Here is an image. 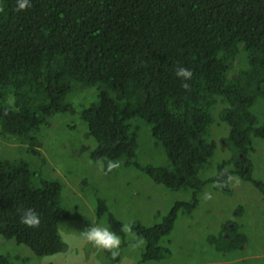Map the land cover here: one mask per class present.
Wrapping results in <instances>:
<instances>
[{
	"label": "trees",
	"instance_id": "trees-1",
	"mask_svg": "<svg viewBox=\"0 0 264 264\" xmlns=\"http://www.w3.org/2000/svg\"><path fill=\"white\" fill-rule=\"evenodd\" d=\"M30 3L17 11L18 0H0V135L25 137L38 155L39 127L54 113L73 112L65 101L73 86H94L96 101L79 112L95 140L92 158L123 159L168 189L191 190L190 200L174 202L159 222L131 227L144 240L140 262L160 260L167 251L159 239L177 211L193 209L204 183L224 191L227 175L250 180L251 137L264 138V115L259 122L249 111L257 98L264 100V0ZM178 65L193 73L187 90L175 74ZM133 119L149 125L166 165L132 160ZM217 121L227 126L221 144L232 154L201 179L197 170L215 149L211 125ZM35 178L20 159L0 158V236L37 256L51 255L65 250L57 225L71 215L58 205L59 183ZM251 183L264 199V182ZM25 208L39 214V228L20 223ZM233 229H222L217 250L241 241L232 243L226 233ZM0 264H9L6 256L0 255Z\"/></svg>",
	"mask_w": 264,
	"mask_h": 264
},
{
	"label": "rangeland",
	"instance_id": "rangeland-1",
	"mask_svg": "<svg viewBox=\"0 0 264 264\" xmlns=\"http://www.w3.org/2000/svg\"><path fill=\"white\" fill-rule=\"evenodd\" d=\"M238 55L243 52L239 51ZM75 86L65 97L73 112L52 114L48 124L41 125L34 134L39 142L38 155L31 153L23 140L25 137L0 135L1 159H20L37 176L36 181L56 180L59 183L58 205L71 215L57 225L66 248L51 255L37 256L27 246L0 236V255L6 256L9 264H142L144 240L132 229L126 231L124 226H150L159 222L174 202H188L191 190L168 189L134 166L124 164L123 159L112 160L119 162L118 168L102 171L97 162L103 159L92 158L95 140L87 135L86 124L79 118L80 110L96 101L97 90L94 86ZM249 111L260 122L264 100L257 98ZM131 123L138 128L132 160L141 165H166L163 148L154 144L149 125L139 119ZM217 123L219 125H211L215 149L197 170L201 179L212 176L216 165L232 154L230 147L221 144L227 126L221 121ZM251 144L250 180L236 174L227 175L224 191L212 182L204 183L194 193L193 209L177 211L171 229L159 239L158 244L165 247L167 254L160 260L144 264H264V199L251 183V178L264 182V138L251 137ZM205 192H211L213 198L204 199ZM109 217L118 225H112ZM226 222L234 226L226 233L231 235L232 243L241 241L228 251H220L214 244L224 235L221 236V229ZM89 226L115 231L122 241L119 255L112 257L85 241L81 231Z\"/></svg>",
	"mask_w": 264,
	"mask_h": 264
},
{
	"label": "clouds",
	"instance_id": "clouds-1",
	"mask_svg": "<svg viewBox=\"0 0 264 264\" xmlns=\"http://www.w3.org/2000/svg\"><path fill=\"white\" fill-rule=\"evenodd\" d=\"M31 6L32 5L30 3V0H18L17 11L25 10L26 8H29ZM175 74L178 78H181V86L186 90L189 89L190 85L187 83V81L192 78V71L190 69L178 65ZM97 164L102 171L106 172L112 171L113 169L118 168L120 166L119 162L112 160L107 161V163H105L103 160H100L97 162ZM223 174L225 173H222V175ZM228 179L231 180L232 177L228 176ZM217 186L222 187L223 182L218 181ZM212 198L213 197L211 192L204 193V199L211 200ZM20 223L29 228H39L41 221L39 214L34 209L25 208L22 214L20 215ZM124 228L126 231H131V225H125ZM81 235L85 241H87L94 247H97L110 253L112 257H116L119 255V249L122 243L121 237L110 228L89 226L81 231Z\"/></svg>",
	"mask_w": 264,
	"mask_h": 264
},
{
	"label": "flooded vegetation",
	"instance_id": "flooded-vegetation-1",
	"mask_svg": "<svg viewBox=\"0 0 264 264\" xmlns=\"http://www.w3.org/2000/svg\"><path fill=\"white\" fill-rule=\"evenodd\" d=\"M225 227L227 228H230L231 226L230 225H228L227 223L225 224V226L223 227V229H225ZM225 235V234H224Z\"/></svg>",
	"mask_w": 264,
	"mask_h": 264
},
{
	"label": "crops",
	"instance_id": "crops-1",
	"mask_svg": "<svg viewBox=\"0 0 264 264\" xmlns=\"http://www.w3.org/2000/svg\"><path fill=\"white\" fill-rule=\"evenodd\" d=\"M226 223H227V222H226ZM226 223H225V224H226ZM227 224H228V223H227ZM224 226H225V225H224ZM222 229H223V228H222ZM222 229H221V230H222Z\"/></svg>",
	"mask_w": 264,
	"mask_h": 264
}]
</instances>
